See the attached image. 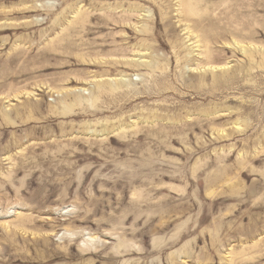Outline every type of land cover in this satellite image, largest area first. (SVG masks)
<instances>
[{"label": "rangeland", "instance_id": "374dc122", "mask_svg": "<svg viewBox=\"0 0 264 264\" xmlns=\"http://www.w3.org/2000/svg\"><path fill=\"white\" fill-rule=\"evenodd\" d=\"M263 74L264 0H0V264H264Z\"/></svg>", "mask_w": 264, "mask_h": 264}, {"label": "bare ground", "instance_id": "6f19581e", "mask_svg": "<svg viewBox=\"0 0 264 264\" xmlns=\"http://www.w3.org/2000/svg\"><path fill=\"white\" fill-rule=\"evenodd\" d=\"M190 9H191V8H190ZM188 10H189V9H188ZM242 51H243V50H242ZM245 55H246V54H245ZM251 57H253V56H251ZM263 75H264V74H263ZM103 87H104V86H103ZM101 88H102V87H101ZM105 88H106V87H105ZM106 89H107V88H106ZM229 182H230V181H229ZM224 184H225V183H224ZM224 184H223V185H224ZM206 185H207V184H206ZM232 186H233V185H232ZM228 187H229V186H228ZM207 189H208V188H207ZM209 189H210V188H209Z\"/></svg>", "mask_w": 264, "mask_h": 264}]
</instances>
